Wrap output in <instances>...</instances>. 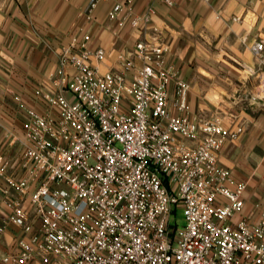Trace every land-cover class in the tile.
Instances as JSON below:
<instances>
[{
  "label": "built area",
  "instance_id": "built-area-1",
  "mask_svg": "<svg viewBox=\"0 0 264 264\" xmlns=\"http://www.w3.org/2000/svg\"><path fill=\"white\" fill-rule=\"evenodd\" d=\"M99 1L82 15L92 20ZM111 1L109 22L152 33L106 71V49L93 47L91 34L61 48L34 90L42 107H25L26 176L10 175L0 155L2 202L22 231L3 264H264V207L257 222L233 221L248 184L219 162L244 127L194 112L152 4L138 12L137 0ZM252 50L264 62V42ZM259 85L264 92V79ZM179 208L181 228L172 222Z\"/></svg>",
  "mask_w": 264,
  "mask_h": 264
},
{
  "label": "crops",
  "instance_id": "crops-1",
  "mask_svg": "<svg viewBox=\"0 0 264 264\" xmlns=\"http://www.w3.org/2000/svg\"><path fill=\"white\" fill-rule=\"evenodd\" d=\"M89 0H0V155L8 173L26 176L22 165V122L25 107L42 105L34 90L54 70L61 48L73 37L91 34L90 44L107 55L101 69L108 70L118 52L134 48L152 30H134L127 23L109 22L113 2L101 0L88 20L82 10ZM156 12L154 25L168 60L188 83V101L206 118L220 115L226 126L244 127L236 140H228L220 153L221 165L232 170L235 182H247L245 206L233 217L257 222L264 207V62L252 50L264 42V0H177L168 6L157 0H137L136 9L149 5ZM175 89L171 84V92ZM173 95V94H172ZM0 183L1 257L16 252L21 228L8 221ZM31 213L29 198L23 201ZM36 227L39 221L33 216Z\"/></svg>",
  "mask_w": 264,
  "mask_h": 264
},
{
  "label": "rangeland",
  "instance_id": "rangeland-1",
  "mask_svg": "<svg viewBox=\"0 0 264 264\" xmlns=\"http://www.w3.org/2000/svg\"><path fill=\"white\" fill-rule=\"evenodd\" d=\"M183 209L179 208L177 211V215L173 214L172 215V222L173 223H178L179 227H183L184 225V215H183Z\"/></svg>",
  "mask_w": 264,
  "mask_h": 264
}]
</instances>
